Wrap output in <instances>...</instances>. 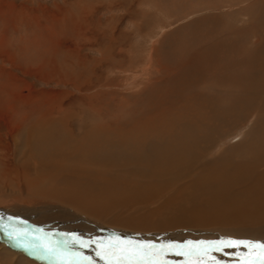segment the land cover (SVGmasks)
Wrapping results in <instances>:
<instances>
[{"label":"rangeland","instance_id":"374dc122","mask_svg":"<svg viewBox=\"0 0 264 264\" xmlns=\"http://www.w3.org/2000/svg\"><path fill=\"white\" fill-rule=\"evenodd\" d=\"M254 34H257V38L260 35V40H263V43L258 42L257 45L262 46L256 51L262 58L264 0H0V211L4 209V212H0V224L14 231H22L25 229L24 225L35 224L34 219L28 220L22 214L25 210L23 208L49 203L45 200L33 203L28 200L29 195L24 187L16 184L17 170L14 168L25 161V128L29 127V123L36 127L40 125L38 119L43 113L50 117L46 121L48 127L54 125L61 130L68 129L73 134L82 135L83 129L89 131L91 127L103 131L105 127L119 126L124 134L133 132V135H139L142 128L136 129L133 126L141 127L138 124L151 122L155 118V112L166 111L163 105L168 104L171 110L178 109L180 114L176 115L184 119H181L182 123H176L175 127H169L172 133L166 127L158 129L157 133L170 134L172 140L176 139L178 143L184 139L188 122L197 124L194 118L210 107L209 115L215 116L220 125L214 128L218 132H209L210 138L197 142L200 143L198 146H192L197 157L201 156L207 146H214L210 150L211 156L215 157L223 147L230 148L240 138L248 141V144L257 143L263 126L260 122L259 125H255L257 122L253 124V113L250 112L254 111L255 102L251 98L262 100L253 91L255 87L248 82L253 70L264 74V60H256L253 64L247 63L245 58V52L250 54L249 51L255 45L252 40ZM219 48H224V53H220L225 58L224 62H209L217 69L201 71V63L197 59L208 53V50L214 52V58ZM258 62L259 69H256L254 66ZM182 64L187 65L184 69L185 73H189L184 74V69H181L183 67H180ZM206 64L207 62L203 65ZM170 68L172 70L167 77L166 74L157 72L159 69L164 72ZM210 71L218 75H209ZM173 72L179 74L172 77ZM180 72L183 73L182 76H179ZM234 73L235 78L224 80L228 79L224 74L230 76ZM133 76L137 77L136 81ZM185 81L188 84H184ZM151 83L153 87H150ZM216 83L222 88H218ZM206 84L210 85L208 88L215 86L211 90L212 97L206 95L203 89ZM134 85L135 90L132 88ZM159 85L161 89L155 90ZM168 87L169 95L173 96L170 99L166 97ZM233 90L244 92L239 103L244 110L231 104L230 98L235 95L230 96L228 91ZM249 98L250 108L246 105ZM227 104L235 110L227 118L229 123L222 122V117L215 115L222 112L221 108ZM182 109L186 114H183ZM36 127L32 139L36 137ZM102 131L95 133L105 141ZM248 134L253 136L248 137ZM219 136L223 140L216 144ZM130 140L134 142L135 139ZM138 149L141 151V145L134 144V150ZM101 155L100 158L115 160L112 161L113 165L111 163V173H116L120 166L125 168L133 158L131 151L122 152L117 157L104 153ZM247 156L250 157V151L237 150L232 154L234 160ZM136 167L142 181L147 173L142 159H139ZM127 174L131 180L136 179L134 172ZM26 175L31 178L34 171L29 170ZM3 182L6 183L5 186ZM61 226L46 230L34 225L39 231L44 229L50 232V236L53 235L55 239L50 238L59 242L55 244V249L72 256L70 259L83 261V264H108L107 259L102 257L103 247L92 243L96 240L95 237ZM32 232L38 231L32 230L29 233L33 234ZM74 236L91 242L90 246L82 247L74 243L71 239ZM1 243L0 241V264H48L25 251ZM242 251L243 255L248 252ZM210 255L219 264H231L238 256H243L225 251ZM188 260L186 258L182 263L188 264ZM207 261L210 262L209 259ZM211 262L214 264L212 260Z\"/></svg>","mask_w":264,"mask_h":264},{"label":"bare ground","instance_id":"6f19581e","mask_svg":"<svg viewBox=\"0 0 264 264\" xmlns=\"http://www.w3.org/2000/svg\"><path fill=\"white\" fill-rule=\"evenodd\" d=\"M260 39V35L257 38V34H254L252 40L255 45L253 48L250 46V54L245 52L247 56L245 57L244 54L240 53L244 55L243 57L246 58L247 63L251 62L254 64V62H257L256 60H264V55L261 58L259 53L256 52L262 46V44L258 46V42L263 43V40ZM217 50L214 58V52L208 50L209 52H206L208 55L203 53L204 55L197 59V62L201 63V71L204 69H217L213 68L214 65H210L209 62H216L215 60L224 62L225 58H222L223 56L220 54L221 52L224 53V48ZM149 54H147V58ZM206 62L207 64L203 65ZM186 66L182 64L180 67H183L181 68L183 70ZM254 67L259 69V62ZM171 70L170 68L161 72L159 69L157 72L161 75L166 74L165 77H167ZM192 71L193 68L191 69ZM186 73L189 72L186 71ZM186 73L184 69V74ZM178 74L179 72H173L172 77ZM213 74L215 73L210 71L209 75ZM182 75L183 73L180 72L179 76ZM249 75L251 78L248 84L255 87L253 91L262 100L251 98L255 104L253 105L254 111L250 112V114L253 113V124L256 122L257 124L255 125H259V122L262 124V134L259 137L256 136L257 143L248 144V141H242V138H240L230 148L223 147V149L221 147L222 150H220L218 155L215 154V157L211 156V150L214 148L212 143L213 148L207 146L206 150L198 157L192 147L200 145L197 142L201 140L203 142L210 138L208 137L209 132H214L216 130L214 128L220 125L215 116L209 115L210 107H207L206 110L204 109L202 115L194 118L197 124L188 122L189 127L186 130L184 139L182 138L183 140L178 143L175 141L176 139L172 140L170 134L157 133L158 129H164V127L169 130V133H172L169 127H175L176 123H182L183 120L181 119H184L180 115H176L180 114L178 109L171 110V107L168 108V104L163 105L164 109H167L166 111L159 113L154 111L155 118L151 122L138 124L141 127L133 126L136 129L142 128L139 135H133V132L128 135L124 134L120 131L119 126L117 128L105 127L103 131L100 128L91 127V129L89 128L91 133L87 129H83L82 135L73 134L68 129L61 130L54 125L48 127L46 121H49L50 117H46L48 115L43 113L38 119L39 123H41L40 125L36 127L32 126L33 123H29V127L25 128L27 129L24 137L26 149L23 155L25 161H21L22 163L17 164V167L14 168L17 170L16 184L24 187L26 194L29 195L28 200L32 203L37 200H45L52 204L44 203L34 207L28 206V208H23L25 210H23L22 214L28 220L34 219V225L40 228L51 230L52 227L62 225L65 229L74 228V231L84 235L86 233L91 235V237H95L96 240L104 242L109 241L112 237V239L138 240L139 242H151L157 245H167L169 243L185 244L188 241L194 243L199 241H218L221 239L264 243V74L261 75L259 71L253 70ZM186 76L189 77L188 75ZM203 76L205 75L203 74ZM133 77L134 81H136L137 77ZM220 77L222 76L220 75ZM224 77L228 78L224 80L233 79L236 77V73L230 76L224 74ZM184 84L188 83L185 81ZM216 85L219 84L216 83ZM151 86L153 87L152 83ZM209 86L206 84L203 89H205L206 95L211 96L213 94L211 90L215 86L208 88ZM217 87L222 88L220 85ZM132 88L134 89L135 85ZM154 89L160 90L161 86ZM169 92L170 89L168 87L166 89L168 94L166 97L170 99L173 96L171 97ZM213 92H216V90ZM228 92L230 96L235 95V97L230 98L231 104H235L236 108L243 109L244 107L239 103L242 97L241 94L244 92L242 90L239 92L234 90ZM250 102L249 98L246 104L247 107L251 104ZM228 106L227 104L226 107H222L223 111L215 114L219 118L222 117V122L229 123L227 118L235 113V110H232L233 107ZM182 112L186 114L184 109H182ZM160 114H164V116H160ZM200 122L204 125L200 126ZM253 124L252 128H254ZM34 127L37 128V134L32 139ZM100 130L106 137L105 141L95 133ZM249 136L253 135L248 134ZM131 138L135 139V143L130 140ZM222 140L223 138L219 136L216 144ZM214 142L216 141L214 140ZM133 143L140 144L141 151L139 149L135 151ZM255 144H257L256 148L254 147ZM200 147L202 149V144ZM237 150L250 151V157L234 160L232 154ZM125 151H131L133 155L129 165H125V168L120 166L116 173H111V163L113 165L112 161L115 160L110 159L109 161L105 158H100L102 156L101 153L108 154V156L116 155L117 157ZM259 152L260 154H258ZM139 159L143 160V165L147 169L146 177L142 181H140L141 176L136 167ZM132 167H134V170ZM29 170L34 171V176L31 178L26 175ZM133 172L138 181L129 178L127 173L132 174ZM0 212H4V209H1ZM1 224L0 241L2 243L9 244L19 249V251H25L27 254L29 253L48 264H83V261H75L74 258L70 259L72 256L57 251L55 244L59 242L57 239L52 240L50 237H53V235L50 236L51 233L46 232L44 229L39 231V228L38 230L35 229L34 225L30 226L27 224L26 226L24 225L26 230L24 229L22 232L5 228L6 226L4 227ZM32 230L38 232L30 234ZM74 231L71 232L74 233ZM24 232L26 235H18V233ZM43 233L45 234L43 235ZM77 235L79 234L77 233ZM41 244L52 246L54 251L48 252L40 246ZM35 250L36 252H34ZM242 250L249 251L243 246L238 249H223L225 253H239V255H243L244 252ZM214 252L216 251L211 252V254ZM186 258L189 259V257L178 255L176 251H169L163 257V260L165 264H183L182 262ZM204 259L208 260L207 257Z\"/></svg>","mask_w":264,"mask_h":264},{"label":"snow or ice","instance_id":"6c2138e0","mask_svg":"<svg viewBox=\"0 0 264 264\" xmlns=\"http://www.w3.org/2000/svg\"><path fill=\"white\" fill-rule=\"evenodd\" d=\"M26 235V233H18ZM72 241L82 247H89L87 241L78 237H72ZM104 248V257L108 264H165L163 257L169 251H176L178 255L189 257L188 264H208L204 259L207 257L214 264H219L211 252H221L224 248H240L243 246L249 251L243 256H238L233 264H264V243L244 240L221 239L218 241H188L185 244L169 243L154 244L151 242H136L132 240H121L119 238L104 241H92ZM48 252H53L54 248L48 244H41ZM101 253H98L100 255ZM86 259V258H85Z\"/></svg>","mask_w":264,"mask_h":264}]
</instances>
